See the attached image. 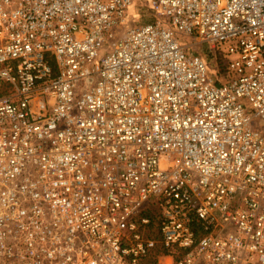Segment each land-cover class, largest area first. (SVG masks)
Instances as JSON below:
<instances>
[{"label": "built area", "instance_id": "obj_1", "mask_svg": "<svg viewBox=\"0 0 264 264\" xmlns=\"http://www.w3.org/2000/svg\"><path fill=\"white\" fill-rule=\"evenodd\" d=\"M134 1L0 0V264H264V0Z\"/></svg>", "mask_w": 264, "mask_h": 264}, {"label": "rangeland", "instance_id": "obj_2", "mask_svg": "<svg viewBox=\"0 0 264 264\" xmlns=\"http://www.w3.org/2000/svg\"><path fill=\"white\" fill-rule=\"evenodd\" d=\"M139 3H140V0H135V1L132 3V6H131V7H132V9L134 10L133 13H138V11H139ZM128 22H129V23L131 22V15H130V17H129V19H128ZM126 26H127V24L125 25V27H126ZM176 36H177L179 42L185 45V50H187L188 52H193V51H197V50H202V49H204V46L201 45V44H196V43L191 44V43H190L191 39H190L189 36L183 35V34H181V33H177ZM250 127H252V128H257V129H259V130H264L263 124H262V122L260 121V119H259V120H258V119H253V120L250 122ZM153 258H155V255H154V254H152V255L148 258L146 264H150V261H151Z\"/></svg>", "mask_w": 264, "mask_h": 264}, {"label": "trees", "instance_id": "obj_3", "mask_svg": "<svg viewBox=\"0 0 264 264\" xmlns=\"http://www.w3.org/2000/svg\"><path fill=\"white\" fill-rule=\"evenodd\" d=\"M158 253V247L155 248V251H154V255H155V258H153L151 261H150V264H156V254Z\"/></svg>", "mask_w": 264, "mask_h": 264}]
</instances>
